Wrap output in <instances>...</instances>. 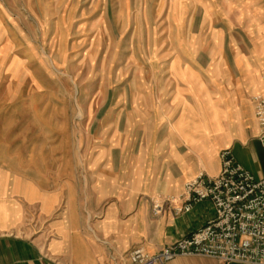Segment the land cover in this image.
Listing matches in <instances>:
<instances>
[{
	"label": "crops",
	"instance_id": "obj_1",
	"mask_svg": "<svg viewBox=\"0 0 264 264\" xmlns=\"http://www.w3.org/2000/svg\"><path fill=\"white\" fill-rule=\"evenodd\" d=\"M258 24L260 47L212 49L203 68L173 65V94L130 98L146 103L143 112H102L95 143L58 135L55 117L8 132L0 141V264H130L136 248L160 252L212 210L203 202L154 218L150 199L180 196L200 172L217 175L226 148L263 179L252 97L264 92V13ZM168 264L224 263L186 256Z\"/></svg>",
	"mask_w": 264,
	"mask_h": 264
},
{
	"label": "rangeland",
	"instance_id": "obj_2",
	"mask_svg": "<svg viewBox=\"0 0 264 264\" xmlns=\"http://www.w3.org/2000/svg\"><path fill=\"white\" fill-rule=\"evenodd\" d=\"M263 5L0 0V141L40 116L55 117L58 135L71 133L74 144L82 136L97 142L102 112L116 105L143 112L146 103L130 98L178 89L171 66L203 68L212 49L260 47Z\"/></svg>",
	"mask_w": 264,
	"mask_h": 264
},
{
	"label": "built area",
	"instance_id": "obj_3",
	"mask_svg": "<svg viewBox=\"0 0 264 264\" xmlns=\"http://www.w3.org/2000/svg\"><path fill=\"white\" fill-rule=\"evenodd\" d=\"M264 90V73L262 74ZM264 155V92L252 97ZM217 175L200 172L186 182L178 197L151 198L154 218L167 212L178 217L194 205L208 203L212 216L190 235L154 255L136 248L130 264H168L176 257L206 256L220 263L264 264V178L256 180L238 164L229 148L219 153Z\"/></svg>",
	"mask_w": 264,
	"mask_h": 264
}]
</instances>
